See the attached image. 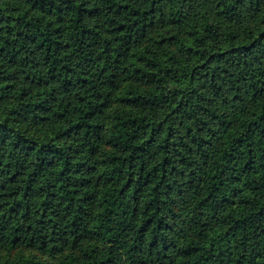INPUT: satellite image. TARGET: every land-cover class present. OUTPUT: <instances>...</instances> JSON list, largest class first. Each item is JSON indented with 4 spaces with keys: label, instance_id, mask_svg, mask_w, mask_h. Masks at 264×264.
<instances>
[{
    "label": "trees",
    "instance_id": "16d2710c",
    "mask_svg": "<svg viewBox=\"0 0 264 264\" xmlns=\"http://www.w3.org/2000/svg\"><path fill=\"white\" fill-rule=\"evenodd\" d=\"M0 264H264V0H0Z\"/></svg>",
    "mask_w": 264,
    "mask_h": 264
}]
</instances>
